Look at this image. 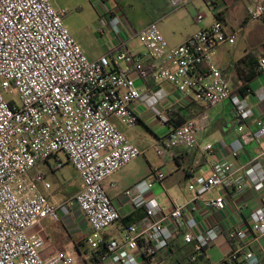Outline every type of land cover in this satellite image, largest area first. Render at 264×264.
<instances>
[{
  "label": "built area",
  "instance_id": "obj_1",
  "mask_svg": "<svg viewBox=\"0 0 264 264\" xmlns=\"http://www.w3.org/2000/svg\"><path fill=\"white\" fill-rule=\"evenodd\" d=\"M55 1L0 0V264H72V258L60 255L43 259L44 238L29 233L44 219L59 221L62 207L82 212L92 230L87 244L92 250L104 248L91 264H139L137 253L147 264H163L173 238L168 226L179 224L187 212H198L202 196L221 189V195L205 203L221 212L227 206L228 189L243 193L246 182L264 189V147L239 169L225 161L214 162L209 176L196 177L189 184L192 198L174 204L170 211L145 199L167 175L161 168L154 169L149 181H140L124 192L135 194L133 203L144 209L152 223L145 228L127 225L120 240L104 242L101 233L113 227L120 215L103 183L144 153L112 118L134 128L141 120V108L168 127L153 146L157 156L173 159L179 149L196 147L210 118L202 113L172 126L169 111L163 107L168 94L162 85L167 83L198 104L216 107L229 102L241 143L264 141V120L256 118L247 99L232 90L214 59L219 47L236 43L237 33L228 32L217 20L172 47L153 22L136 33L143 53L131 51L122 42L90 60L64 24L67 11L56 8ZM96 1L102 6L106 0ZM207 1L217 9L213 0ZM169 2L177 8L191 0ZM202 20L198 15L197 21ZM248 20H264V0H256ZM106 26L103 17L98 25L100 35ZM260 68L264 69V59ZM131 72L142 81L140 87ZM259 99L264 101V90ZM212 148L205 146L206 151ZM60 155L78 173L81 187L56 205L40 189L51 187L44 168H63ZM53 159L55 164L49 166ZM238 171L244 174L240 181L235 180ZM249 220L250 234L244 229L230 231L228 238L236 246L225 261L252 258L250 244L264 238V204L250 213ZM221 233L218 226H212L201 233H186L184 242L200 253Z\"/></svg>",
  "mask_w": 264,
  "mask_h": 264
},
{
  "label": "crops",
  "instance_id": "obj_2",
  "mask_svg": "<svg viewBox=\"0 0 264 264\" xmlns=\"http://www.w3.org/2000/svg\"><path fill=\"white\" fill-rule=\"evenodd\" d=\"M89 1L95 3L96 7H102L96 0ZM124 1L131 2L130 0ZM213 1L217 4V9L214 8V4L211 5L207 0H191L187 6L177 8L172 7L169 0H146L149 11H155L156 15L150 19L148 24L134 33L126 30L115 31L121 23H125L121 14H117L118 9L116 12L109 11V15L100 13L99 20L90 26L92 37L97 41L99 40V44L101 40L103 42L105 40V43H101L104 47L103 51L98 54H86L83 36L75 35L73 37L90 60H97L114 50L122 42H125L131 51L143 53V47L140 49L138 47L141 46H134V40L139 41L136 38V33L153 22L157 23L168 43L175 47L219 20L228 32L237 33V41L234 45L219 47L215 53V62L232 90L247 99L256 118L264 120V101L259 99V94L264 90V69L260 68V60L264 59V43L260 44L257 49L249 47L247 31L244 27L240 28V22L238 24L235 21L240 19V11L245 13V19L248 20V12L256 4V0ZM85 2L87 0H56L54 4L56 8L64 9L68 13V10L81 9ZM218 9L220 10L219 14L217 13L219 12ZM198 15L203 16V20L200 22L197 21ZM103 16L107 18V26L105 33L100 35L98 25ZM119 17L121 21H119ZM130 75L135 79L138 87L143 84L135 73L131 72ZM162 86L168 94L163 107L169 111L172 126H179L202 113L209 116L210 125L206 131L198 136L196 147L179 149L176 157L169 159L157 156L153 147L167 134L168 127H162L151 113L140 108L141 120L134 128H128L122 125L118 119L112 118L116 127L144 153L103 183L107 195L120 215V220L113 227L101 233L104 242L120 240L124 227L127 225L136 224L140 228H145L152 223L153 220L147 217L144 209L133 203L135 194L126 196L124 192L140 181H149L154 169L161 168L167 175L161 183L155 184L152 190L146 193L145 199L155 200L166 211H170L174 204L184 203L192 198L193 194L188 189L189 184L196 177L209 176L214 162L225 161L231 163L235 169H239L241 165L257 156L264 147L263 140L259 144L243 145L241 143L237 131L238 120L229 102L216 107H209L183 98L170 84L166 83ZM140 125L152 129L153 140L148 143L143 141L144 134L139 130ZM207 144L213 145L210 151L205 150ZM153 154L157 159L154 158ZM60 159L64 163L63 168L72 169L73 179L71 181L74 186L68 188L67 181H58L54 185L47 177V181L51 185L50 189H40L48 200L56 205H61L74 195H70L72 192L76 191L77 193L81 187V179L78 173L64 157ZM48 164L51 166L50 162ZM44 170L48 172V176L49 172L52 173L48 168H44ZM243 175L238 171L235 180L240 181ZM221 193V189H215L202 196L198 204V212H187L179 224L168 226L173 238L169 243L163 264H264V238L250 244L249 251L252 253V258L232 262L225 261V258L236 246L228 238L230 231L244 229L248 234L251 233L249 215L264 204V189L253 188L246 182L243 193H237L235 189H228L226 194L227 206L224 211L218 212L211 207H206V202L217 198ZM59 213V221L44 219L38 226L29 231L30 234H37L44 238L45 246L41 252L43 259L50 260L60 255L72 258V264H91L96 261L99 256L97 250H92L86 242L92 230L83 213L78 209L70 210L63 207L60 208ZM212 226H218L222 233L204 251L198 253L193 245L184 242L186 233H201ZM137 257L139 264H147L141 254L137 253Z\"/></svg>",
  "mask_w": 264,
  "mask_h": 264
},
{
  "label": "rangeland",
  "instance_id": "obj_3",
  "mask_svg": "<svg viewBox=\"0 0 264 264\" xmlns=\"http://www.w3.org/2000/svg\"><path fill=\"white\" fill-rule=\"evenodd\" d=\"M131 2H125L124 0H107L102 7H96V4L87 0L85 4L79 10L69 11L64 16L63 21L65 26L69 29L72 36L81 35L83 36V46L86 49V54H98L103 51V45L101 43H105L101 40L99 44V40H95L92 37L90 26L99 20L100 13H110L111 11L116 12L117 9L119 10L117 14H121V18L125 23H121L115 31H135L140 30L144 27L150 19L156 15L155 11H149L148 5H146V0H130ZM110 11V12H109ZM109 15V14H108ZM104 17V16H103ZM109 17V16H108ZM245 13L240 11V19H236L235 21L240 22V28H245L248 34V46L256 48L264 43V20L258 22H249L245 19ZM119 17V21H121ZM107 20V18H105ZM237 24V25H238ZM134 46L138 47L141 46L138 40H134ZM138 48H142L138 47ZM136 76V75H135ZM134 76V77H135ZM161 125V124H160ZM162 126V125H161ZM164 127V126H162ZM139 130L144 134L143 141L148 143L149 141L153 140L152 129L150 127H144L143 125L139 126ZM154 158L157 159L155 157ZM63 158L62 155L59 156ZM51 165L55 164V160L50 161ZM71 179H73V172L72 169L68 167L61 168L56 171L49 172L48 180L54 185L60 182L67 181V187L71 188L74 186ZM76 191L72 192L70 195L75 194ZM69 195V196H70Z\"/></svg>",
  "mask_w": 264,
  "mask_h": 264
},
{
  "label": "trees",
  "instance_id": "obj_4",
  "mask_svg": "<svg viewBox=\"0 0 264 264\" xmlns=\"http://www.w3.org/2000/svg\"><path fill=\"white\" fill-rule=\"evenodd\" d=\"M103 251H104V248L101 247V248L99 249V251H97L98 255L100 256V254L103 253ZM99 256H98V258H99ZM96 260H97V259H96Z\"/></svg>",
  "mask_w": 264,
  "mask_h": 264
}]
</instances>
